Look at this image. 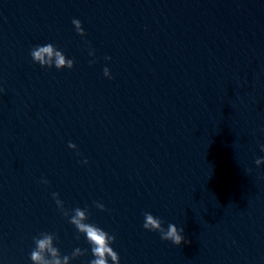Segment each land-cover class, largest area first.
Listing matches in <instances>:
<instances>
[{
    "label": "water",
    "instance_id": "95a60500",
    "mask_svg": "<svg viewBox=\"0 0 264 264\" xmlns=\"http://www.w3.org/2000/svg\"><path fill=\"white\" fill-rule=\"evenodd\" d=\"M49 43L71 70L33 62ZM0 90V264L43 232L94 258L53 192L120 264H264V0H0Z\"/></svg>",
    "mask_w": 264,
    "mask_h": 264
},
{
    "label": "clouds",
    "instance_id": "9594fccd",
    "mask_svg": "<svg viewBox=\"0 0 264 264\" xmlns=\"http://www.w3.org/2000/svg\"><path fill=\"white\" fill-rule=\"evenodd\" d=\"M76 32L80 36H85V30L79 19H73ZM89 55L94 56L95 50L90 49ZM30 56L34 63L39 64L41 67L52 68L57 70L69 69L74 67L75 61L68 59L62 50H58L56 46L49 43L46 45H36L30 52ZM106 60H111V57H105ZM92 61L90 63H94ZM103 75L112 79L110 69L105 67L103 69ZM2 91V90H0ZM68 147L76 149L74 143L69 142ZM260 150L264 152V144L260 146ZM82 163L87 164V159ZM257 167L264 164V157L257 158L255 160ZM248 171H251L250 169ZM41 183L47 184V180H42ZM52 199L55 201L57 208L61 213L69 219V223L72 224L78 233L83 234L86 237L88 244L91 246V254L94 257L88 262V264H120V257L116 251L110 246L115 242L116 237L110 235L102 228L93 223H88L89 212L87 208L81 209L76 207L72 209L71 214L65 208L64 201L60 199L59 193L53 192ZM96 208L101 211L107 209L102 203L94 202ZM163 221L159 217H155L150 212L144 213L143 228L147 231L158 232L161 240L170 241L173 245L180 246L181 244L190 243L185 238L184 228H178L175 224L169 223L167 229L163 227ZM58 237L53 233L43 232L39 236L33 237L35 248L30 253V260L32 264H70L72 260L78 257H82L87 254V249L75 248L71 255L61 256L60 250L54 246V241Z\"/></svg>",
    "mask_w": 264,
    "mask_h": 264
}]
</instances>
